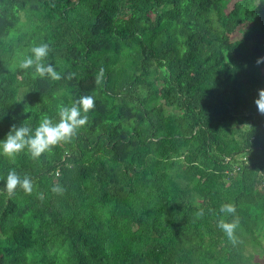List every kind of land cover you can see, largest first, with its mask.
Here are the masks:
<instances>
[{"label":"trees","instance_id":"trees-1","mask_svg":"<svg viewBox=\"0 0 264 264\" xmlns=\"http://www.w3.org/2000/svg\"><path fill=\"white\" fill-rule=\"evenodd\" d=\"M41 43L59 81L20 68ZM261 57L264 0H0V140L95 97L69 142L0 155V264H257ZM10 169L30 195L2 191Z\"/></svg>","mask_w":264,"mask_h":264},{"label":"clouds","instance_id":"clouds-1","mask_svg":"<svg viewBox=\"0 0 264 264\" xmlns=\"http://www.w3.org/2000/svg\"><path fill=\"white\" fill-rule=\"evenodd\" d=\"M51 52V46L48 43H41L31 49V56H26L20 63V68L28 70L35 67V73L41 78L47 77L52 81L62 79L61 74L52 64H45L44 60ZM264 62V57L257 59L256 64ZM104 70L101 68L99 78L103 77ZM71 79V74L67 77ZM259 114L264 115V89L258 90V99L254 101ZM95 107V97L93 95H85L74 100L70 106L59 105L57 109L58 119L56 122L47 114H43L40 118L39 125L32 129L27 126L13 125L3 140H0V155L7 158H14L21 152L30 155L32 159H37L46 152H51L61 143H67L75 136L80 128L85 126L89 120V112ZM22 190L26 194L33 191V181L30 176L25 174L21 177L15 169H10L3 192L11 197L17 189ZM63 189L59 185H54L51 192L61 194ZM220 213L225 216H232L230 222H226L224 218L217 220V228L220 229L229 242H236L235 232L239 227V221L236 217V208L232 203L222 204L219 208ZM198 216L204 215V210L200 209Z\"/></svg>","mask_w":264,"mask_h":264},{"label":"rangeland","instance_id":"rangeland-1","mask_svg":"<svg viewBox=\"0 0 264 264\" xmlns=\"http://www.w3.org/2000/svg\"><path fill=\"white\" fill-rule=\"evenodd\" d=\"M234 0H231V3L233 2ZM230 6V5H229ZM240 37V34L239 33H236L234 35H232V39L235 40L237 38ZM262 70L264 71V65H263V68ZM253 262H256L257 264H264V255L262 257H258V256H254L253 257Z\"/></svg>","mask_w":264,"mask_h":264}]
</instances>
